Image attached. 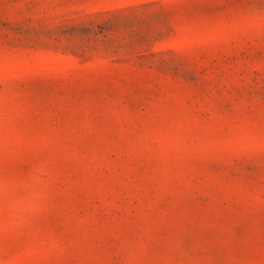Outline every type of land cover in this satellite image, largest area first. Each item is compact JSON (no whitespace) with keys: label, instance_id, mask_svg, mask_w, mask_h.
Masks as SVG:
<instances>
[{"label":"rangeland","instance_id":"1","mask_svg":"<svg viewBox=\"0 0 264 264\" xmlns=\"http://www.w3.org/2000/svg\"><path fill=\"white\" fill-rule=\"evenodd\" d=\"M211 2L0 0V264H264V36Z\"/></svg>","mask_w":264,"mask_h":264},{"label":"snow or ice","instance_id":"2","mask_svg":"<svg viewBox=\"0 0 264 264\" xmlns=\"http://www.w3.org/2000/svg\"><path fill=\"white\" fill-rule=\"evenodd\" d=\"M157 7H159L157 5ZM179 11L170 13L175 17L179 15ZM183 19L190 25L198 26V21L223 20L231 25H234L240 32H258L264 36V0H213L211 3H204L191 8L185 7L183 10ZM179 27V25H178ZM177 31L171 26L165 25L160 29L159 33L154 35V41H164L169 37L177 38ZM8 48L16 47L15 43L8 41ZM167 55H175L167 53ZM3 87L7 89L9 81L4 79ZM264 99V95L261 96ZM255 149L247 154L250 161L249 167V185L257 183L256 177L264 175V121L260 122L259 130L253 137ZM261 196H264V182L260 183L257 189ZM7 255L4 259H7Z\"/></svg>","mask_w":264,"mask_h":264}]
</instances>
